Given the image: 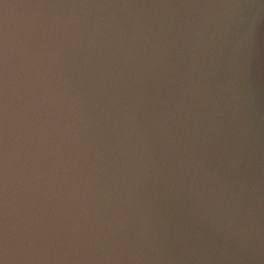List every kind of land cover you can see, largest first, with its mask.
Returning a JSON list of instances; mask_svg holds the SVG:
<instances>
[{
  "label": "water",
  "instance_id": "water-1",
  "mask_svg": "<svg viewBox=\"0 0 264 264\" xmlns=\"http://www.w3.org/2000/svg\"><path fill=\"white\" fill-rule=\"evenodd\" d=\"M0 264H264V0H0Z\"/></svg>",
  "mask_w": 264,
  "mask_h": 264
}]
</instances>
